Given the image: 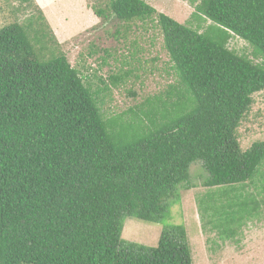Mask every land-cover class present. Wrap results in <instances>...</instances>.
Listing matches in <instances>:
<instances>
[{
    "label": "trees",
    "instance_id": "trees-1",
    "mask_svg": "<svg viewBox=\"0 0 264 264\" xmlns=\"http://www.w3.org/2000/svg\"><path fill=\"white\" fill-rule=\"evenodd\" d=\"M187 1L192 16L215 27L199 32L156 15L184 91L147 98L133 127L102 113L110 88L93 87L63 53L54 54L60 43L43 34L40 18L27 19L25 28L0 27V264H193L185 227L168 219L180 190L195 186L189 170L196 160L207 174L202 186L217 188L199 197L210 223L254 214L253 197L229 192L264 180V141L243 151L237 137L253 94L264 90V66L227 41L240 37L264 61V0ZM108 8L122 22L156 13L145 0H109ZM106 64L100 58V67ZM130 74L108 81L118 87ZM126 218L160 225L156 245L125 240Z\"/></svg>",
    "mask_w": 264,
    "mask_h": 264
},
{
    "label": "rangeland",
    "instance_id": "rangeland-1",
    "mask_svg": "<svg viewBox=\"0 0 264 264\" xmlns=\"http://www.w3.org/2000/svg\"><path fill=\"white\" fill-rule=\"evenodd\" d=\"M38 2L0 0V27L17 22L25 28L27 19L40 18L39 23L43 22L47 26L43 34L57 38L60 43L58 48L53 49L54 54L63 53L76 70L90 76L93 87L110 88L106 94L102 93L103 99H100L104 102L100 104L102 113L106 117L120 115L131 127L137 122L139 107L147 98L160 94L166 98L164 95L174 90V87L184 91L175 71L171 69L172 63L164 48L156 15L164 13L199 32L215 27L213 22L202 15H198L201 19L192 16L194 8L187 0H145L156 9V13L144 21L134 19L129 22L119 21L111 14L109 0H47L41 7ZM98 7L109 13L107 19L96 17L93 10ZM91 45L109 49L111 56L94 52ZM227 47L264 66L263 59L255 57L252 46L240 37L232 35L227 41ZM36 48L40 50V44H36ZM44 53L49 54L50 51ZM100 58H106L107 64L100 67ZM123 61L126 64L122 65ZM94 70H97L95 76ZM126 70H130L131 74L118 87H112L108 81L109 76L122 74ZM99 77L105 80V85L100 83ZM130 92H135V96H131ZM252 99L237 129L239 145L243 151L255 141H264V90L254 93ZM142 120L143 126L149 125L145 117ZM154 129L151 126L146 133ZM200 162L196 160L190 165V180L195 186L180 190V200L171 207L168 219L173 224H183L185 227L193 264H264L263 176H257L252 182L247 181L244 186L235 187L229 192L231 195L253 197L257 203V208H250L253 215L241 218V222L236 217L228 224L220 223L218 218L212 224L209 222L211 210H202L198 203L201 194L216 191L217 188L202 186L207 174L203 172ZM260 171L264 172V166ZM236 211L234 215L240 216L242 212ZM152 224L126 218L122 237L129 241L156 245L161 226Z\"/></svg>",
    "mask_w": 264,
    "mask_h": 264
},
{
    "label": "crops",
    "instance_id": "crops-1",
    "mask_svg": "<svg viewBox=\"0 0 264 264\" xmlns=\"http://www.w3.org/2000/svg\"><path fill=\"white\" fill-rule=\"evenodd\" d=\"M44 1H46V2H43V0H39L38 4L40 5V7L43 6V5H45L47 3V0H44Z\"/></svg>",
    "mask_w": 264,
    "mask_h": 264
},
{
    "label": "clouds",
    "instance_id": "clouds-1",
    "mask_svg": "<svg viewBox=\"0 0 264 264\" xmlns=\"http://www.w3.org/2000/svg\"><path fill=\"white\" fill-rule=\"evenodd\" d=\"M168 16V15H167ZM170 17V16H169Z\"/></svg>",
    "mask_w": 264,
    "mask_h": 264
}]
</instances>
